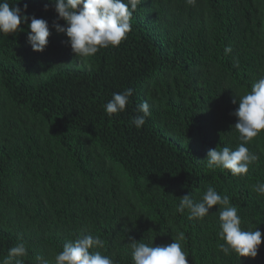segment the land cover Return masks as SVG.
Returning a JSON list of instances; mask_svg holds the SVG:
<instances>
[{
	"label": "trees",
	"instance_id": "trees-1",
	"mask_svg": "<svg viewBox=\"0 0 264 264\" xmlns=\"http://www.w3.org/2000/svg\"><path fill=\"white\" fill-rule=\"evenodd\" d=\"M24 4L51 35L35 53L27 24L0 34V260L23 241L25 264H54L83 233L102 238L115 264H134L129 238L158 246L182 233L188 264H264V195L253 191L264 182V133L246 145L258 161L243 179L204 161L240 143L232 113L264 75V0H137L127 39L88 58L56 32L64 21L50 0ZM128 88L125 111L109 116L106 103ZM146 100L138 130L131 121ZM209 186L229 196L242 228L261 231L255 259L219 250L217 207L203 222L175 211Z\"/></svg>",
	"mask_w": 264,
	"mask_h": 264
},
{
	"label": "clouds",
	"instance_id": "clouds-1",
	"mask_svg": "<svg viewBox=\"0 0 264 264\" xmlns=\"http://www.w3.org/2000/svg\"><path fill=\"white\" fill-rule=\"evenodd\" d=\"M189 3L193 0H188ZM8 0H0V34L14 35L25 31L21 24H27V40L35 53H43L48 46L51 35L48 22L44 19L26 15L27 4L21 9ZM54 5L58 21H64V26L54 24L57 33L67 37V44L77 57H92L102 49L117 48L127 39L132 30V16L137 9V0H50ZM48 10V5H45ZM29 19L31 20L28 23ZM231 47L224 49L230 54ZM133 89L115 92L104 106L105 112L112 116L124 112L133 95ZM233 104L237 103L233 99ZM239 106L232 113L237 122L234 128L239 133L238 146L233 150L228 146L222 149H209L206 165L209 169L222 168L229 170L234 177L243 179L249 168L258 161V156L246 146L254 138L264 133V75L251 86V91L239 96ZM137 112L142 113L132 118L131 123L139 130L151 115L149 103L146 101L137 105ZM253 191L264 195V182L258 181ZM175 211L184 214L187 211L189 220L203 222L213 207L218 208V237L223 243L219 250L225 255L235 253L240 259H255L262 244V233L242 228V219L238 209L230 202L227 195L219 194L212 186L207 187L200 200H194L189 193L179 198ZM184 235L167 245L153 246V242L145 243L143 239L137 242L129 238L128 247L131 250L134 264H188V253L182 248ZM105 247V242L99 236L79 234L74 240L63 245L62 251L54 255V264H115L108 255L99 249ZM25 242L20 241L8 249L7 255L0 264H25L28 256ZM36 264H52L43 255L35 256Z\"/></svg>",
	"mask_w": 264,
	"mask_h": 264
}]
</instances>
